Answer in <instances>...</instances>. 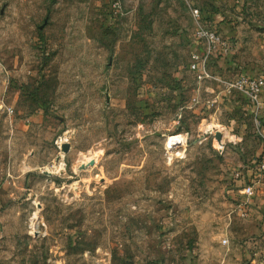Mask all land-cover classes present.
Listing matches in <instances>:
<instances>
[{
  "label": "rangeland",
  "instance_id": "1",
  "mask_svg": "<svg viewBox=\"0 0 264 264\" xmlns=\"http://www.w3.org/2000/svg\"><path fill=\"white\" fill-rule=\"evenodd\" d=\"M195 9L215 76H264V0H0V264H264L263 139L188 69Z\"/></svg>",
  "mask_w": 264,
  "mask_h": 264
},
{
  "label": "built area",
  "instance_id": "2",
  "mask_svg": "<svg viewBox=\"0 0 264 264\" xmlns=\"http://www.w3.org/2000/svg\"><path fill=\"white\" fill-rule=\"evenodd\" d=\"M193 16L198 22L195 33L197 46L199 48L201 47L202 50L198 49L192 54L188 69L191 72L198 74L201 79L224 84L223 92L227 96H233L236 94L246 96L254 108L257 130L259 135L262 137L264 144V135L259 131L261 128L259 113L263 111L264 107L262 99L264 93V76L241 75L235 80L227 81L215 76L210 68L212 60L217 56H228L230 46L215 29V27L212 26V23L202 21L203 16L199 9L193 10ZM258 171L264 175V161L258 165ZM243 194L247 199L244 204H248V201L255 196L254 185L245 186ZM242 215L243 217L247 216L246 213ZM222 243L227 246L229 245V241L227 239H223Z\"/></svg>",
  "mask_w": 264,
  "mask_h": 264
},
{
  "label": "crops",
  "instance_id": "3",
  "mask_svg": "<svg viewBox=\"0 0 264 264\" xmlns=\"http://www.w3.org/2000/svg\"><path fill=\"white\" fill-rule=\"evenodd\" d=\"M215 19V17L213 18V20ZM217 23V22H216ZM216 27V26H215ZM202 50V48L200 47H198L197 46V49L196 50ZM225 58L226 57H222V56H217V57H215L213 60H212V63L211 64H221V62H223L224 60H225ZM253 75H255V74H253ZM236 95H238V96H240L241 98H243V99H245V101H246V105H247V107H250V109H251V111H252V113H254V108L252 107V105L250 104V102H249V100H248V98H246V96H244V95H241V94H236ZM233 99H234V97H232ZM262 99H263V102H264V93H263V97H262ZM240 103L241 102H239V105H240ZM241 109V108H240ZM254 117H255V115H254ZM254 120H255V118H254ZM259 120H260V122H261V128H260V133H262L263 135H264V107H263V111H261L260 113H259ZM256 126V125H255ZM247 129V127L245 126V130ZM256 133L259 135V132H258V130H257V126H256ZM260 136V135H259ZM261 137V136H260ZM262 138V137H261ZM264 161V160H263ZM262 161V162H263ZM262 162H260V164L262 163ZM251 173V174H250ZM248 176H250V177H252V172L251 171H248ZM257 178L258 177V174H255L254 176H253V178ZM254 178V179H255ZM251 179V178H250ZM252 180V179H251ZM256 180V179H255ZM262 210V208H259V207H257L256 206V212H262L261 211ZM247 247H246V249L248 250V251H250L249 249H253L255 252L258 250L257 249V247L255 248L254 246H253V248H249V247H251V244H250V246H248V244H245ZM254 251H252L251 250V252H250V255L251 254H254L256 257H260V258H264V247H263V249L261 250V251H258V252H254ZM254 252V253H253ZM250 255L249 254H245V258H247V257H250ZM253 262H256V259H254L253 260Z\"/></svg>",
  "mask_w": 264,
  "mask_h": 264
},
{
  "label": "bare ground",
  "instance_id": "4",
  "mask_svg": "<svg viewBox=\"0 0 264 264\" xmlns=\"http://www.w3.org/2000/svg\"><path fill=\"white\" fill-rule=\"evenodd\" d=\"M68 148L67 147H65V152H66V150H67Z\"/></svg>",
  "mask_w": 264,
  "mask_h": 264
},
{
  "label": "water",
  "instance_id": "5",
  "mask_svg": "<svg viewBox=\"0 0 264 264\" xmlns=\"http://www.w3.org/2000/svg\"><path fill=\"white\" fill-rule=\"evenodd\" d=\"M68 151V149L66 150V152Z\"/></svg>",
  "mask_w": 264,
  "mask_h": 264
}]
</instances>
